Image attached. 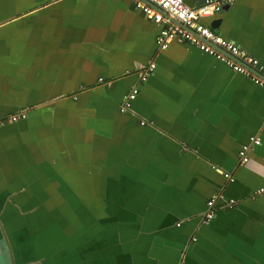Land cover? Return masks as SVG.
Returning <instances> with one entry per match:
<instances>
[{
  "label": "crops",
  "instance_id": "obj_1",
  "mask_svg": "<svg viewBox=\"0 0 264 264\" xmlns=\"http://www.w3.org/2000/svg\"><path fill=\"white\" fill-rule=\"evenodd\" d=\"M201 22L264 66V0ZM157 33L133 0H0V264H264V88Z\"/></svg>",
  "mask_w": 264,
  "mask_h": 264
},
{
  "label": "built area",
  "instance_id": "obj_2",
  "mask_svg": "<svg viewBox=\"0 0 264 264\" xmlns=\"http://www.w3.org/2000/svg\"><path fill=\"white\" fill-rule=\"evenodd\" d=\"M233 0H204L197 6H190L183 0H133L135 8L158 26L156 42L159 48H164L172 40L185 41L195 45L201 51L214 56L216 59L224 62L232 70L245 74L255 83L264 88V66L246 50L236 45L234 42L225 39L219 33L215 32L208 25L201 22V19L207 16H201L195 10L206 3L216 5L214 13L219 12L223 5ZM171 20L175 21L172 23ZM155 67L154 62H149L142 66L139 72V79L143 81L150 75ZM138 89L133 86L126 92L119 104L120 111L130 109V103L135 98ZM25 113L11 114L7 117L9 121L24 118ZM4 119L0 117V124ZM260 143L257 136L250 137L247 143L241 144L238 150V161L240 164L248 160V154L251 148ZM224 176L231 179V174L225 172ZM264 188L260 187L256 193H263ZM218 197H221L218 195ZM216 197L212 196L206 201V210L203 213V221L207 222L214 216V202ZM234 203L233 199L228 200V205Z\"/></svg>",
  "mask_w": 264,
  "mask_h": 264
},
{
  "label": "clouds",
  "instance_id": "obj_3",
  "mask_svg": "<svg viewBox=\"0 0 264 264\" xmlns=\"http://www.w3.org/2000/svg\"><path fill=\"white\" fill-rule=\"evenodd\" d=\"M216 5L213 3H206L203 6L197 8L195 11L201 16L211 17L214 13Z\"/></svg>",
  "mask_w": 264,
  "mask_h": 264
},
{
  "label": "water",
  "instance_id": "obj_4",
  "mask_svg": "<svg viewBox=\"0 0 264 264\" xmlns=\"http://www.w3.org/2000/svg\"><path fill=\"white\" fill-rule=\"evenodd\" d=\"M203 1H204V0H198V2H197V4H196V5H198V4H200V3H202ZM210 26H211V27H215V26H214V24H210Z\"/></svg>",
  "mask_w": 264,
  "mask_h": 264
}]
</instances>
